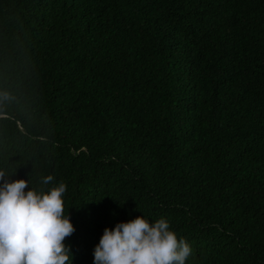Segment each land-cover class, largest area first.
<instances>
[{
    "label": "trees",
    "instance_id": "16d2710c",
    "mask_svg": "<svg viewBox=\"0 0 264 264\" xmlns=\"http://www.w3.org/2000/svg\"><path fill=\"white\" fill-rule=\"evenodd\" d=\"M0 171L66 184L69 264L137 217L264 264V0H0Z\"/></svg>",
    "mask_w": 264,
    "mask_h": 264
},
{
    "label": "clouds",
    "instance_id": "9594fccd",
    "mask_svg": "<svg viewBox=\"0 0 264 264\" xmlns=\"http://www.w3.org/2000/svg\"><path fill=\"white\" fill-rule=\"evenodd\" d=\"M0 171V264H69L65 245L75 229L64 212L67 186L60 182L47 193L30 189L29 180L9 181ZM54 180L42 178L47 185ZM191 246L161 218L144 217L105 228L94 250L93 264H186Z\"/></svg>",
    "mask_w": 264,
    "mask_h": 264
}]
</instances>
